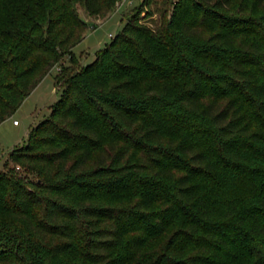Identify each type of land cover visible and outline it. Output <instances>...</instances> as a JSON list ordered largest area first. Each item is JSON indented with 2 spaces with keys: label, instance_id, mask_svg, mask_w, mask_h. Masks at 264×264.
I'll list each match as a JSON object with an SVG mask.
<instances>
[{
  "label": "trees",
  "instance_id": "1",
  "mask_svg": "<svg viewBox=\"0 0 264 264\" xmlns=\"http://www.w3.org/2000/svg\"><path fill=\"white\" fill-rule=\"evenodd\" d=\"M120 2L0 0V124L61 68L0 170V264H264V0H167L156 28L144 0L82 65L79 7Z\"/></svg>",
  "mask_w": 264,
  "mask_h": 264
},
{
  "label": "rangeland",
  "instance_id": "2",
  "mask_svg": "<svg viewBox=\"0 0 264 264\" xmlns=\"http://www.w3.org/2000/svg\"><path fill=\"white\" fill-rule=\"evenodd\" d=\"M142 1L144 0H121L114 11L101 18L88 16L79 7L81 16L89 22L85 38L74 49L82 65L90 64L95 60L96 52L104 48L111 42L113 36L122 30L127 22L126 15ZM167 7V0H153V3L142 12L144 22L156 28L161 24ZM148 10L152 11V16L147 17ZM64 63L69 64L68 56L65 57ZM60 69L59 66L54 67L25 99L15 114L0 124V170H4L10 152L26 143L29 130L45 120L51 113L50 107L59 100L61 92L56 85L55 76ZM15 120L19 125L14 123Z\"/></svg>",
  "mask_w": 264,
  "mask_h": 264
},
{
  "label": "built area",
  "instance_id": "3",
  "mask_svg": "<svg viewBox=\"0 0 264 264\" xmlns=\"http://www.w3.org/2000/svg\"><path fill=\"white\" fill-rule=\"evenodd\" d=\"M112 36H113V35H112ZM14 123H15V124H18V121H17V120H15V121H14Z\"/></svg>",
  "mask_w": 264,
  "mask_h": 264
},
{
  "label": "crops",
  "instance_id": "4",
  "mask_svg": "<svg viewBox=\"0 0 264 264\" xmlns=\"http://www.w3.org/2000/svg\"><path fill=\"white\" fill-rule=\"evenodd\" d=\"M16 125H19V124H16ZM28 134V133H27Z\"/></svg>",
  "mask_w": 264,
  "mask_h": 264
}]
</instances>
